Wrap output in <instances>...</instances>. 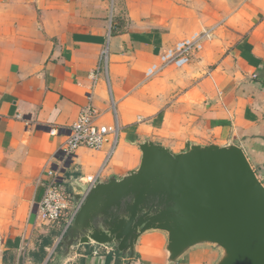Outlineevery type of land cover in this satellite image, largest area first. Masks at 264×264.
<instances>
[{
    "label": "crops",
    "instance_id": "obj_1",
    "mask_svg": "<svg viewBox=\"0 0 264 264\" xmlns=\"http://www.w3.org/2000/svg\"><path fill=\"white\" fill-rule=\"evenodd\" d=\"M213 25L189 64L146 80L165 48ZM89 101L121 130L115 145L76 150L62 182L71 196L136 168L145 139L175 152L234 142L264 183V0H0V264H106L111 253L110 264H214L207 245L168 263L161 232L142 235L131 262L92 245L59 261L65 222L44 223L39 204Z\"/></svg>",
    "mask_w": 264,
    "mask_h": 264
},
{
    "label": "water",
    "instance_id": "obj_2",
    "mask_svg": "<svg viewBox=\"0 0 264 264\" xmlns=\"http://www.w3.org/2000/svg\"><path fill=\"white\" fill-rule=\"evenodd\" d=\"M137 146L136 168L72 195L79 206L60 241L61 263L84 245L131 262L141 236L161 232L168 263L207 245L220 252L214 264H264V183L242 147L186 141L175 152L151 139Z\"/></svg>",
    "mask_w": 264,
    "mask_h": 264
},
{
    "label": "built area",
    "instance_id": "obj_3",
    "mask_svg": "<svg viewBox=\"0 0 264 264\" xmlns=\"http://www.w3.org/2000/svg\"><path fill=\"white\" fill-rule=\"evenodd\" d=\"M216 27L217 25L205 27L178 41L174 46L165 48L160 54V61L148 66L145 73L146 80L156 77L169 66L181 68L189 64L194 53L201 50L205 41L213 36ZM107 59L108 49L105 48L101 52L97 69L90 74L93 86L98 83L102 64L106 66ZM100 116L101 112L91 101L84 105L78 119L71 126L70 135L60 148L57 166L47 171L50 181L46 185L43 199L39 204L38 218L48 225L64 220L63 234L74 221L78 210V206L72 207V196L63 187L66 165L80 147L100 150L110 140L115 145L120 134L121 126L117 115L111 125L98 123Z\"/></svg>",
    "mask_w": 264,
    "mask_h": 264
},
{
    "label": "trees",
    "instance_id": "obj_4",
    "mask_svg": "<svg viewBox=\"0 0 264 264\" xmlns=\"http://www.w3.org/2000/svg\"><path fill=\"white\" fill-rule=\"evenodd\" d=\"M91 247L89 246V250H88V252H91ZM118 252V251H117ZM39 254H41V255H43L44 256V251H42V250H40V252H39ZM113 253H111V254H107V263L106 264H110L111 263V261L113 260Z\"/></svg>",
    "mask_w": 264,
    "mask_h": 264
},
{
    "label": "rangeland",
    "instance_id": "obj_5",
    "mask_svg": "<svg viewBox=\"0 0 264 264\" xmlns=\"http://www.w3.org/2000/svg\"><path fill=\"white\" fill-rule=\"evenodd\" d=\"M112 1V3H114L116 0H111ZM209 1H213V0H209ZM123 13V15H121L122 17H126V14H125V12H122ZM120 16V17H121ZM125 26V25H124Z\"/></svg>",
    "mask_w": 264,
    "mask_h": 264
}]
</instances>
